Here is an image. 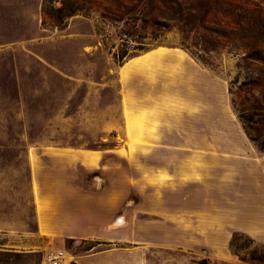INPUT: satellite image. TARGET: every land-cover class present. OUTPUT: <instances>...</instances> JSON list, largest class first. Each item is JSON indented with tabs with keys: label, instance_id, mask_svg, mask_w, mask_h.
Instances as JSON below:
<instances>
[{
	"label": "crops",
	"instance_id": "1",
	"mask_svg": "<svg viewBox=\"0 0 264 264\" xmlns=\"http://www.w3.org/2000/svg\"><path fill=\"white\" fill-rule=\"evenodd\" d=\"M116 75L126 154L116 144L103 150L47 146L35 158L33 148L27 151L36 224L30 242L121 244L126 248L95 251L77 264H143L135 255L143 256L152 239L164 245L170 233L151 232L148 224L128 229L125 217L142 204L151 209L145 214L174 223L175 247L204 249L206 259L238 262L230 250L234 233L264 248V153L236 118L226 82L168 46L128 59ZM79 169L97 175L78 186ZM131 192L139 203L122 210ZM119 218L123 223L114 225Z\"/></svg>",
	"mask_w": 264,
	"mask_h": 264
},
{
	"label": "rangeland",
	"instance_id": "2",
	"mask_svg": "<svg viewBox=\"0 0 264 264\" xmlns=\"http://www.w3.org/2000/svg\"><path fill=\"white\" fill-rule=\"evenodd\" d=\"M204 1L212 5L216 0H151L146 5L151 16L134 25L123 26L92 14L69 17L62 28H56L48 20L43 23L44 0H0V264H46V257L59 251L64 255L61 264H77L95 251L126 248L121 244L94 248L91 242L55 237L30 242L36 224L27 151L33 148L35 158L37 150L47 146L103 150L116 144L126 154L118 110L116 71L120 61L116 55L125 54L124 62L142 54L141 49L187 46L189 55L199 54L204 67L226 82L232 109L246 135L259 142L264 139L259 138L264 129L242 124L240 119L264 109L258 89L248 85L249 77H256L261 66L242 62L241 52L227 47L203 52L209 49L202 44L210 40L207 30L218 28ZM237 2L239 7L256 3L264 10V0ZM126 6L132 8L133 4ZM120 30L129 38L120 36ZM238 64L242 68L238 69ZM254 146L264 153V147ZM134 163L136 177L141 178L142 159ZM78 173V186L97 175L81 169ZM33 191L38 203L35 185ZM132 202L139 203L134 192L122 210L131 208ZM144 210L151 209L141 204L139 210L126 214L131 223L127 228L137 232L148 224L151 232L170 236L164 245L152 239L143 256L135 255L143 258V264H231L206 259L204 249L175 247L174 223L161 222L160 217ZM123 221L119 218L114 225ZM234 247L238 262L232 264H264L262 247L250 238L237 236ZM1 249L11 254L4 255Z\"/></svg>",
	"mask_w": 264,
	"mask_h": 264
},
{
	"label": "trees",
	"instance_id": "3",
	"mask_svg": "<svg viewBox=\"0 0 264 264\" xmlns=\"http://www.w3.org/2000/svg\"><path fill=\"white\" fill-rule=\"evenodd\" d=\"M236 1L216 0L212 5H210V2L204 1L207 8H211L207 13L212 12L213 18L215 19L213 22H215L214 24L218 28L207 30L209 31L210 40H203L202 44L208 45L209 49H204L203 52H210L216 48L227 47L230 51H240V59L242 62H254L260 65L261 71L258 75H255L256 77H249L248 85L258 89L260 101L264 104V10L259 4L251 2L249 4L244 3L243 6L239 7ZM150 2L151 0H44L42 9L43 23L48 20L52 26L62 28L65 20L69 17L75 15L88 17L96 14L103 19H108L123 26H130L137 23L138 20L144 21L146 17L151 16L149 15L151 13H146V5H150ZM129 4H133V7L128 8L126 5ZM222 6L225 7V10L222 9ZM189 11L192 10L190 9ZM118 34L124 38H129L121 30L118 31ZM181 49L189 52L187 46L182 45ZM149 50L141 49L140 51L145 53ZM135 56L137 55L131 56L127 60ZM190 56L205 66V62L199 54L191 52ZM116 58L120 61L118 66H121L125 62H121L125 58V54L121 56L116 55ZM237 68L240 69L242 67L238 64ZM257 112L259 113L247 116V118L240 117L242 124L252 123L264 129V109L260 108ZM263 137L264 135L259 136L260 139ZM248 138L253 144H257L261 150L263 149L264 139L259 142L258 138ZM237 236L248 238L240 233H234L232 235L230 250L236 256L238 254L235 250L234 242ZM262 249L264 251V248ZM3 254L8 255L11 253L6 252ZM258 261L262 262L260 259Z\"/></svg>",
	"mask_w": 264,
	"mask_h": 264
},
{
	"label": "built area",
	"instance_id": "4",
	"mask_svg": "<svg viewBox=\"0 0 264 264\" xmlns=\"http://www.w3.org/2000/svg\"><path fill=\"white\" fill-rule=\"evenodd\" d=\"M64 260V255L62 252H57L55 254H50L46 257V264H61Z\"/></svg>",
	"mask_w": 264,
	"mask_h": 264
}]
</instances>
